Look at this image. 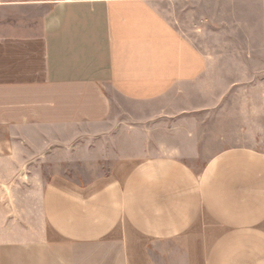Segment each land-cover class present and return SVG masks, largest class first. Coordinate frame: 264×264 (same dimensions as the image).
Returning a JSON list of instances; mask_svg holds the SVG:
<instances>
[{
	"label": "crops",
	"instance_id": "0c3cea01",
	"mask_svg": "<svg viewBox=\"0 0 264 264\" xmlns=\"http://www.w3.org/2000/svg\"><path fill=\"white\" fill-rule=\"evenodd\" d=\"M0 264H264V0H0Z\"/></svg>",
	"mask_w": 264,
	"mask_h": 264
},
{
	"label": "rangeland",
	"instance_id": "374dc122",
	"mask_svg": "<svg viewBox=\"0 0 264 264\" xmlns=\"http://www.w3.org/2000/svg\"><path fill=\"white\" fill-rule=\"evenodd\" d=\"M207 103V102H206ZM210 111V110H209ZM200 124H199V126H200V129H201V131H202V134H201V142H202V144L201 145H203L204 147H203V149H201V154L203 155V157H201L199 160H197L198 162H203L204 160V155L205 154H207V153H212L213 152V145H212V131L210 132V133H205V132H203V130L205 129V128H207V127H209L210 129H211V115L210 116H208L205 112L201 115V117H200ZM203 129V130H202ZM207 142V143H205V142ZM188 161H191V163H194V162H196V160H194V159H190V160H188ZM104 253H102V254H100V255H97L96 256V261L99 263L100 261H102V259H103V257H104V255H103ZM89 258H87V259H83L84 261L86 260H88Z\"/></svg>",
	"mask_w": 264,
	"mask_h": 264
}]
</instances>
